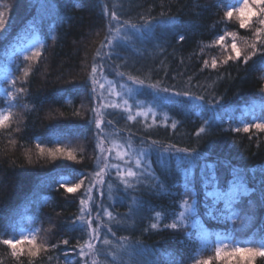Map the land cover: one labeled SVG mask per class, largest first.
I'll return each instance as SVG.
<instances>
[{
	"label": "trees",
	"instance_id": "trees-1",
	"mask_svg": "<svg viewBox=\"0 0 264 264\" xmlns=\"http://www.w3.org/2000/svg\"><path fill=\"white\" fill-rule=\"evenodd\" d=\"M223 11L220 0H0V12L7 13L11 21L7 33H0V85L4 89L0 93V111L12 113L7 128H0V240L20 238L24 227L35 230L40 242L50 237L36 256L24 251L29 245H21L22 254L13 255L10 247L0 243V264L77 261L73 248L78 249L86 239L83 226L76 222L81 215L79 201L85 199L86 190L68 193L62 185L86 179L97 163L96 127L92 122L97 100L91 68L95 66L100 71L102 54L109 51L107 45L102 51L101 45L106 36L112 38L108 36L112 12L130 23H140V16L153 21L150 39L117 45L112 60H107L124 73L123 77L203 95L209 101L223 98L216 110L176 98L165 104L167 122L150 128L138 122L128 124L117 113L103 115L113 126L105 130L115 131L135 146L146 147L139 143L140 138H145L165 149L175 145L177 149L197 150L191 164L182 152L165 151L162 157L151 150L154 178L149 182L153 187L151 191L134 193L139 196L137 203L123 192L121 181L115 194H111L116 200L108 197L106 189L99 197L117 218L130 217L124 225L113 227L121 238L118 246L124 251L117 264H172L177 255L185 260L189 256L202 257L198 234L205 231L212 234L213 240L218 235L237 239L238 229H233L230 220L210 215L224 208V202L210 195L213 189L209 178L221 191L231 189L234 180H248V197L258 195L259 177L264 172V133L256 129L237 133L235 128L264 118V100L260 97L264 90V57L258 53L247 63L243 57L224 63L230 49L215 43L220 34L235 33L245 55L256 40L251 30L239 28L235 19H223ZM169 17L176 18L174 28L169 27ZM256 20L254 17L253 22ZM180 34L185 36L183 41L178 40ZM35 37L40 38V44L34 51H40L41 56L25 60L26 55L17 49ZM213 60L217 61L216 69L210 67ZM7 69L9 80L2 76ZM12 80L26 83L27 87L20 106L9 108L7 92ZM147 93L150 96L152 92ZM205 117L210 127L203 122ZM200 127L205 132L197 137ZM38 144L45 151L58 146L72 149L77 161L40 154ZM162 158L167 166L161 165ZM188 181L194 186L193 195H199L197 214L185 212L183 223L187 228L164 229V223H171L184 211L181 197ZM233 207L241 213L247 211L243 199ZM151 223H156L157 228L150 229ZM248 232L249 238L264 235V214L256 216ZM108 238L117 247L116 240ZM63 239H68L69 244L63 245ZM98 257L105 264L103 256Z\"/></svg>",
	"mask_w": 264,
	"mask_h": 264
},
{
	"label": "snow or ice",
	"instance_id": "snow-or-ice-1",
	"mask_svg": "<svg viewBox=\"0 0 264 264\" xmlns=\"http://www.w3.org/2000/svg\"><path fill=\"white\" fill-rule=\"evenodd\" d=\"M220 4L223 5V19L231 21L235 19L239 23V28L246 29L249 28L251 30V34L255 37L256 43L251 44L249 47L251 49L250 53L245 55L241 48L238 47L236 43V35L235 33L228 32L226 34H220L216 39L215 43L221 47H226L229 50V54L227 58L224 60V63L227 64L229 61H240L243 57V62L247 63L248 60H251L252 57L257 56L259 53L260 56L264 57V0H239L238 3H229L228 0H220ZM253 17H257L256 22H253ZM140 23H130L124 21L118 16L115 12L110 13V24H109V32L108 36H112L113 39H108L105 37L104 44L101 45V50L103 51L104 46L107 45L109 51L106 53V59L112 60L113 58V49L118 45L119 41H124L127 43H133L135 40L140 39L143 41H147L150 39L152 34L153 21L145 19L143 16L139 17ZM169 27H175V17H169ZM11 25V21L7 18V13L0 12V33H7L8 27ZM112 29H115L116 35H113ZM227 37H231V41L226 44L225 41ZM185 36L180 34L178 36L179 41H183ZM259 45V47L257 46ZM41 56L40 51L31 52V54L25 57V60H36ZM103 58V57H102ZM99 63V61H97ZM205 66H208V62L205 61ZM211 68H217V61L213 60L210 65ZM92 76V84L97 85L98 81L96 79V73L98 72V68L93 66L91 68ZM29 75L28 71H24V76L27 77ZM118 75L123 78L124 73H118ZM132 82L140 88H151L155 89L159 94V99L167 104L172 103L176 98H184L191 101L197 102L201 106H207L208 109L216 110L217 107L221 106L223 98L214 99L213 101H209L205 98V96H194L191 95L188 91H177L172 90L170 87H158L157 84H145L143 80L129 77ZM19 83V87H17ZM110 87H113L111 84ZM26 83H20L17 80H12L11 88L8 90L7 95L10 97L9 100V108L19 107L21 97H23L26 93ZM99 89H104L103 84H98ZM95 91V89H93ZM129 92L132 89H128ZM264 91V90H262ZM110 98L115 97L117 100H122L124 104V111L128 113V120H136V115L132 114V108L128 104L126 99L121 97L119 92H116L113 88V92L109 94ZM104 99L102 93L97 94V106L93 108V123L96 127V138L98 140L97 148H99V161L100 163H105L106 168L110 167L115 171L117 177L120 178L122 182V190L127 193L131 198L133 203H137L139 200L138 195H134V193H140L143 191H151L152 184L149 182V178H154V172L152 171V162L147 159L148 153L151 150H155L161 153L163 157V153L165 151L168 152H176V153H184L186 154L189 164L192 163L195 155L197 154L196 149H192L189 151L188 148L177 149L175 145H170L167 149L164 148L163 145L158 144L157 141L149 142L148 139L140 138L139 143L141 145H145V148H142L136 155L137 159L133 160L128 152L120 154V159L124 162V170L121 171L120 164H111L107 165L105 160V153H107L108 157L112 156L111 149L104 148L102 145L104 141L107 139L105 134V128L111 124L110 120L100 119L105 115V110L107 109H117L120 107L118 102H109V103H101ZM79 114V113H77ZM108 115L111 113L108 112ZM143 115V114H141ZM12 118L11 111H0V128H7L8 122ZM262 122H247L243 125V127H236L235 131L237 133L243 131L244 133H251L253 129L258 130L260 133H264V118H261ZM205 124L210 127L209 118L205 117ZM155 123V121H153ZM151 127V125H149ZM176 125L173 124L172 128H175ZM205 132L204 127H200L199 131L196 133L197 137H200L201 133ZM43 142H41L42 144ZM40 149L41 154L45 153V149L37 145ZM48 155H50L53 159H58L63 157L69 161H77V156L74 154L72 149L65 147H55L47 150ZM128 157L127 161H124L125 157ZM143 158V159H141ZM184 159V157H181ZM162 166H167L166 161L162 158L160 161ZM205 167L211 171V167L205 163ZM134 169V170H133ZM108 175V172L105 168H101L99 171L95 172L96 177H101ZM260 188L257 190L258 195L254 194L253 197H248V180L237 181L234 180L233 186L228 191H221L218 186L215 185L212 178H209V183L212 186L213 191L210 193L216 201H223L224 208H222L218 213L213 211L210 213L214 218L219 216L221 220L228 221L230 220L233 229H243L248 226L249 222L253 221L258 214H264V172L260 174ZM105 181L99 180L96 184L90 185L88 193L85 194L86 198L81 199L79 204L81 206L80 212L81 215L77 218L76 222L83 226L82 233L87 237L84 244L79 245L78 249L73 248V251L76 252L77 261H69L68 264H89V258L93 256L101 255L105 261V264H117L118 255L116 252V246L113 245V240L109 239L108 236H111L116 240V245L121 243V238L116 236V232L113 231V227L124 225L130 217L124 216L119 217L113 215L112 211H108L103 202L99 205L95 204V201H91L96 209L95 222L98 225L94 227V220L91 218L93 213V208L86 207V205L90 202L89 193L93 188L97 190L99 196H103L104 192L101 188ZM84 186V180L81 179L79 183H75L72 185L63 184L62 187L66 189L68 193H75L77 190L81 189ZM120 187V185H118ZM193 185L191 181H188L185 184L184 194L181 197L182 205L184 207V211L179 212L178 217H174L171 223H164V229H173L179 231L182 228H187V225L183 223L185 220V212H190L192 214H197V207L199 204V195H193ZM243 199L247 205V211L241 213L234 209L233 205L237 201H241ZM190 201H192L190 203ZM111 207V205H109ZM159 213L157 216L159 217ZM119 216V214H118ZM104 217H107V221L104 222ZM134 223V222H133ZM203 228V226L201 225ZM157 224L151 223L150 229H156ZM103 233V234H102ZM211 233L202 232L198 234V239L203 245L201 249L202 257L189 256L187 260L184 259L182 255H177L172 264H264V238L261 239L259 244H242L236 240L231 239L230 237L217 236L216 239L211 238ZM0 243L6 245L12 249L13 255H20L23 252V249L20 247L21 245H30L28 251L31 255L36 256L40 252V247L37 246L35 235H21L20 238H4L0 240ZM63 245H68L69 240L63 239L61 241ZM97 244L101 245V247H97ZM53 247H57L56 244H53ZM92 264H97V261L93 260Z\"/></svg>",
	"mask_w": 264,
	"mask_h": 264
},
{
	"label": "rangeland",
	"instance_id": "rangeland-1",
	"mask_svg": "<svg viewBox=\"0 0 264 264\" xmlns=\"http://www.w3.org/2000/svg\"><path fill=\"white\" fill-rule=\"evenodd\" d=\"M237 1L239 2V0H237ZM114 34L116 35L115 30H114ZM111 39H113V37ZM229 40L231 41V38ZM236 43H237V41H236ZM39 44H40V39L38 37H35L32 40H30L29 42H26L24 45L19 46L17 51L19 52V54H21L23 56H25V55L27 56L28 53L33 52L36 49V47L39 46ZM120 44L124 46V41H119V43H118L119 47H120ZM237 45H238V43H237ZM238 47H240V46L238 45ZM102 55L104 57H103V59L101 61V70L96 73V79L98 81V84H103L104 85V89H99L98 84L94 85V87H95L94 98L97 100V94L98 93H102L104 99L101 101V103L118 102L120 104L119 108H117V109H107V110H105V112H107V113L108 112L117 113V114H119L122 117L124 116L125 119H126L125 122H127L128 124H134V123L138 122V123L142 124L143 128L144 127L150 128L149 125L153 126V125H156V124H164L165 121H166L165 119L168 118V115H167V111L165 110V103H163L159 99V94L157 93V91L155 89H151V88H150V90H147V89H144V88H140L137 85H135L130 79H128L126 77L121 78V76L118 75V73H120V72H118L112 65L110 66L107 63L106 55L104 53ZM9 75H10V70L7 69L3 73L2 76H3L4 79L9 80L10 79ZM110 84L113 87H110L109 86ZM113 88L115 89L116 92L120 93V95H121V97H123V99H126L128 101V104L132 108V114L136 115V120L132 121V120H128L127 119L128 113H126L123 110L124 109V104H123L122 100H117V98H115L114 96L110 98L109 94L113 92ZM128 89H132V91L129 92ZM143 90H145L146 92L143 91ZM1 92H4V89L0 85V93ZM147 92H152V93L150 94V96H148L149 94ZM151 95H154V96H157V97L153 98V97H151ZM260 95H261L260 97H262L263 100H264V91ZM141 114H143V115H141ZM98 118L104 119L103 116L98 117ZM153 121H155V123H153ZM112 127L113 126L108 125V129L112 128ZM105 134L107 136V139L104 141L102 146L104 148L111 149V151H112V156L111 157H108L107 153H105L106 163L109 166L111 164H120L121 165V171L124 170V162L121 161L120 154H122L125 151H127L128 155L133 160H135V159L138 158L136 154L142 148H145L144 146H140V145L139 146H135V144H133V142L130 141L129 139L120 138V136L117 135L115 133V131H110V130L107 131V130H105ZM98 143L99 142L97 140V144ZM97 144H96V146H97ZM97 149H98V157H99V148H97ZM44 155H48V152L45 151ZM50 158H52V157L50 156ZM61 158H63V157H61ZM127 159H128V157L126 156L124 158V161H127ZM141 159H143V158H141ZM147 159H149L151 161L150 153H148ZM101 168H105V170L108 172V175L101 176V177H96L95 176V172L99 171ZM86 177H87L86 179H83L84 180V186L82 187V188H84L86 190V193H88L90 185L96 184L99 180H103V181H105V183L103 185H101V188H102L103 192L106 189L109 192V195H110L108 197L112 201L116 200V197H113V195H111V194L112 193L115 194L116 185L121 180H120L119 177L116 176L115 171L113 169H111L110 167L106 168L105 163H100L99 159L97 158V163L95 165V169L93 170V172H91ZM112 178H114V179H112ZM89 195H90L91 199H90L89 204L86 205V207L93 208V213H92V217L91 218L94 220L93 226L97 227L98 225L95 222L96 209H95V206L92 204L91 201H95V204L99 205L101 203L99 197H101V196H99V193L97 192V190L95 188H93L91 190ZM108 211H110V210H108ZM254 224H255V219L253 221L249 222L248 226H246L245 228L238 229L237 233H239V236H237V240L236 241H238V242H240L242 244H252V245L259 244V242L261 241L259 238L256 239L255 237H250V238L246 237L247 234L249 233L248 231L252 230V227L254 226ZM20 233H21V235H29V236H31V235H35L34 234L35 230L32 231V229L24 227V229H22ZM219 236L221 238L230 237L231 239L235 240V238L232 237V236H226V235H219ZM35 237H36V242L39 241V237H37V236H35ZM49 238L50 237L43 238L44 241L42 240V242H40V241L37 242V246L41 245L40 248L44 247L45 246L44 243H48L47 241L49 240ZM86 239H87V237H86ZM84 242L82 244H84ZM29 247H31V246L30 245L26 246L24 251H26V250L28 251ZM97 247H99V244H97ZM116 248H117V250H116L117 255H118V257H120L122 255V253L124 252L120 248H123V247L117 245ZM28 253H30V252L28 251ZM99 259L100 258L98 256L90 257L89 258V264H92L93 260L97 261V264H103V260L102 259L99 260Z\"/></svg>",
	"mask_w": 264,
	"mask_h": 264
},
{
	"label": "bare ground",
	"instance_id": "bare-ground-1",
	"mask_svg": "<svg viewBox=\"0 0 264 264\" xmlns=\"http://www.w3.org/2000/svg\"><path fill=\"white\" fill-rule=\"evenodd\" d=\"M248 110V109H247Z\"/></svg>",
	"mask_w": 264,
	"mask_h": 264
}]
</instances>
